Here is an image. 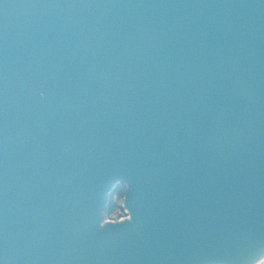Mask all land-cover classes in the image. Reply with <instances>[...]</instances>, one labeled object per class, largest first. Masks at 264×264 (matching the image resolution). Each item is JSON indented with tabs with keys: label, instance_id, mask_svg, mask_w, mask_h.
Returning <instances> with one entry per match:
<instances>
[{
	"label": "water",
	"instance_id": "1",
	"mask_svg": "<svg viewBox=\"0 0 264 264\" xmlns=\"http://www.w3.org/2000/svg\"><path fill=\"white\" fill-rule=\"evenodd\" d=\"M262 258L264 0H0V264Z\"/></svg>",
	"mask_w": 264,
	"mask_h": 264
},
{
	"label": "trees",
	"instance_id": "2",
	"mask_svg": "<svg viewBox=\"0 0 264 264\" xmlns=\"http://www.w3.org/2000/svg\"><path fill=\"white\" fill-rule=\"evenodd\" d=\"M125 187L119 185L113 189V191L109 194L107 199V212L109 214L114 213L117 209V201L121 200L124 197ZM115 196V199H114Z\"/></svg>",
	"mask_w": 264,
	"mask_h": 264
},
{
	"label": "rangeland",
	"instance_id": "3",
	"mask_svg": "<svg viewBox=\"0 0 264 264\" xmlns=\"http://www.w3.org/2000/svg\"><path fill=\"white\" fill-rule=\"evenodd\" d=\"M123 209H124V211H122V210L120 211L121 215L118 212V210H119L118 207L115 210L116 212L115 213H111V214H109L107 211H105V209H103L100 212V215H101L100 225H103V224H105L108 221L109 222H117V221H121V220L129 218V214H128L126 208L123 207Z\"/></svg>",
	"mask_w": 264,
	"mask_h": 264
},
{
	"label": "built area",
	"instance_id": "4",
	"mask_svg": "<svg viewBox=\"0 0 264 264\" xmlns=\"http://www.w3.org/2000/svg\"><path fill=\"white\" fill-rule=\"evenodd\" d=\"M114 199H115V196H114ZM117 206H118V212H119V214L121 215V210L122 211H124V209H123V198L121 199V200H119V201H117ZM116 212V211H115ZM114 212V213H115ZM256 264H264V258H262L260 261H258Z\"/></svg>",
	"mask_w": 264,
	"mask_h": 264
},
{
	"label": "flooded vegetation",
	"instance_id": "5",
	"mask_svg": "<svg viewBox=\"0 0 264 264\" xmlns=\"http://www.w3.org/2000/svg\"><path fill=\"white\" fill-rule=\"evenodd\" d=\"M117 186H119V185H116L115 187H117Z\"/></svg>",
	"mask_w": 264,
	"mask_h": 264
}]
</instances>
